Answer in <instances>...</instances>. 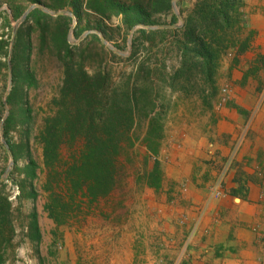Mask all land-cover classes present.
I'll return each instance as SVG.
<instances>
[{"label":"rangeland","instance_id":"rangeland-1","mask_svg":"<svg viewBox=\"0 0 264 264\" xmlns=\"http://www.w3.org/2000/svg\"><path fill=\"white\" fill-rule=\"evenodd\" d=\"M117 1L128 4L134 0ZM135 1L146 11L147 22L141 25L157 30L180 27L197 0L174 1L182 22L172 5L171 11L165 13L154 0ZM81 2L82 22L77 24L68 0H0V59L6 58L7 63L0 84L4 104L0 124L6 112V118L13 113L6 135L4 122L0 131V179L8 170L0 181V192L10 204L1 215L3 263L199 264L204 249L200 252L193 239L199 236L203 242L207 235V228L201 226L204 218L211 215L209 206L219 207L214 218L228 225L233 221V215L226 214L231 212L229 206L245 202L247 213L240 211L244 219L238 222L243 245L238 249L220 246L209 250L210 256L222 258L230 254L228 260L238 259L243 261L241 264H264V0H242V31L237 38L247 43V49L239 52V42L235 48L221 49L211 83L205 82L196 70L171 80L179 66L175 33L139 36V29H145L141 25L126 31L119 16L106 19L87 10L86 0ZM33 5L53 13L68 11L72 16L45 13L48 18L42 19L39 26L26 19L18 26L10 57V63L14 59L10 79L12 31ZM172 14L177 18L174 23ZM58 17H65V23ZM98 20L106 37L97 30ZM94 32L100 33L107 45ZM63 40L70 48L69 57L61 48ZM67 68L73 77L79 68L87 78L97 72L105 74L103 94H134L135 121L117 155L114 186L105 196H89L84 184L88 177H77L85 140L79 129L66 123L78 104L73 88L65 84ZM25 73L34 76V84L24 83ZM13 86L14 97L8 104L6 99ZM79 91L83 92L82 87ZM233 100L240 101L231 107L237 110L243 124L228 153L217 159L219 150L212 128L216 115ZM253 112L261 114L259 129L251 130L250 122L240 137ZM56 117L57 123H53ZM54 138L51 149L57 147L56 154L44 157V145L51 144ZM246 141L249 151L255 150L250 162L242 156ZM237 142L238 149L233 152ZM183 145L199 147L198 152L204 153L207 160L188 154L187 161L181 162ZM30 160L36 163L34 178L25 173ZM195 175L201 182L197 187L201 188L203 207L188 202V207H193L189 213L198 215L189 219L183 213L176 223L180 231L171 242L157 226L168 224L165 215L176 204L179 210L184 208L180 199L189 195L185 182ZM212 188L221 191V196L213 198ZM170 204L174 206L170 208ZM34 219L38 240L31 231ZM200 228L204 236L198 234ZM186 241L187 250L177 262L175 252Z\"/></svg>","mask_w":264,"mask_h":264},{"label":"trees","instance_id":"trees-1","mask_svg":"<svg viewBox=\"0 0 264 264\" xmlns=\"http://www.w3.org/2000/svg\"><path fill=\"white\" fill-rule=\"evenodd\" d=\"M154 4L161 8V12L169 13L171 11V0H154ZM68 5L77 20V24H80L83 13L81 0H68ZM242 6V0H197L180 27L157 30L139 29L138 33L139 36H144L147 33L162 35L169 32L175 33L177 38L174 47L179 55V66L172 73L171 80L188 71L196 70L205 82L211 83L217 68L220 50L235 48L240 40L237 37L242 31L240 14ZM86 9L106 19L119 16L121 25L126 31L147 22L144 7L135 0L128 4L117 0H86ZM47 18L45 13L34 9L27 16L25 22L33 20L35 25L39 26L41 20ZM57 20H64L65 23V17H58ZM171 20L174 23L177 20L176 16L172 14ZM98 21L100 22L96 26L97 30L106 37V30H104L101 20ZM92 36L96 37L95 35ZM239 43L238 51H245L247 43L245 41ZM61 48L64 55L69 57L70 48L66 45V40H63ZM67 69L65 84L73 88L75 102L78 104L72 111V119H68L66 123L74 130L79 129L80 136L85 140L77 177L79 176V179L88 177L89 180L84 184L89 196L92 198L105 196L114 186L117 155L122 144L127 141L128 132L135 121L134 94L127 91L120 95H117L116 91L112 95L103 94L102 88L107 79L105 74L97 72L87 78L82 69L79 68L78 73H75V77H73L68 73L72 70ZM3 70L7 72L6 58L5 60L0 59V84L4 77ZM12 73L14 84L16 82L14 66ZM22 79L27 86L35 83V78L31 74L25 73ZM83 83L87 84L84 86ZM80 87H82L83 92L79 91ZM14 91L13 86L6 103L12 102ZM2 93L0 86V110L4 106ZM12 118L13 113L10 112L4 120V135H6V126L8 127L12 122ZM52 122L57 123V117ZM54 140L55 138L51 144L44 145V157H48L50 153L56 154L57 147L51 149ZM25 173L30 178L36 176V163L33 160H30L25 166ZM9 208L10 204L7 197L0 192V228L1 225H4L1 221V215L5 211L7 212ZM32 217L35 218L36 214L33 213ZM31 231L38 240L40 234L35 219L32 222ZM0 264H4L1 254Z\"/></svg>","mask_w":264,"mask_h":264},{"label":"crops","instance_id":"crops-1","mask_svg":"<svg viewBox=\"0 0 264 264\" xmlns=\"http://www.w3.org/2000/svg\"><path fill=\"white\" fill-rule=\"evenodd\" d=\"M261 52L264 53V43L261 44ZM240 104L239 100H233L232 103H230L228 105V108H222L221 111L219 112V114L216 115L217 120L215 125L212 128V134L213 137L216 139V145H217V149L219 150L218 154L216 155L217 159H220L222 156H225L228 153V148L230 147V145L232 144V141L234 139V137L236 136L237 132H239L243 121L241 120L237 110L235 108H232L231 106H238ZM255 112V111H254ZM252 113L250 114V117L248 119V124L244 127L243 131H241L240 137L242 136V134H245V132H247L248 128H249V123H252V128L251 130L253 131H257L259 129V122H260V117L261 114H256V113ZM257 117L256 121L253 123L252 119L253 117ZM258 123V124H257ZM257 124V125H256ZM190 139V138H189ZM193 139V137H192ZM191 140V142H193V140ZM188 141V139H187ZM229 141H231L229 143ZM249 142H245V145L243 147L242 150V156L246 157V160L249 161L252 159V157L254 156L255 150H252V152L249 151ZM186 145V144H185ZM185 145H183V152L180 153L179 157L181 162H185L187 161V155L191 154L192 155H196L194 157H197L200 155V159H205L206 155H204V153L202 152H198L199 151V147L193 148L191 145L189 146V148L185 147ZM185 152V153H184ZM210 157V156H209ZM193 162L196 161V159L192 158L191 159ZM207 160V158H206ZM250 162V161H249ZM198 175L195 177L192 176V178H190L189 180H186V188L188 190L189 195L183 196L180 200L183 201V205L184 208L182 207L181 210L178 209V204L175 205V209H173L172 211H168V213L165 215L168 221L167 223H163V225L157 226L158 227V231H160L162 229V232L166 234V236H168L169 239L174 238V235L176 236V234L178 235V232L180 230H177L176 225L179 223V218L181 216H183V213H185L189 219H194L196 218V216L198 215V213L195 212H190V209H192L193 207H188V202H193L194 204L196 203V205L202 206L203 207V203H202V195L199 194L201 188L197 187V185H200V180L197 178ZM181 183V182H180ZM183 185V182L181 183ZM177 202V201H174ZM222 204V203H221ZM170 208H172L174 206V204H170ZM211 206V205H210ZM209 206L208 209H210L211 211V215L208 216L209 221L208 224L205 223L207 221L208 218H204L205 221H203V224L201 227H203V229H205V227L207 228V235H205L206 237L203 238V242H201L202 239H200L199 236L194 237L193 239V243H195L198 248L199 251L201 252L204 249V252L202 251V259L200 260L201 263L199 264H203V263H211V264H241L243 261H240L238 259H231L228 260V257L230 258V254L228 255H222L220 257H211L210 256V251L211 249H216V248H220L224 247L225 245L228 246H233L234 248L238 249V247L242 246L243 244H241L240 241V229L239 227V221H241V219H244L242 217L241 213H247L245 211V209L248 208V206L246 205L245 202L242 203V205H231L229 206L231 208V212H227L226 214L228 215H233L232 216V223L226 225L223 222H220L218 220H215L214 218V213L217 214V210L218 208H215L214 205H212L211 207ZM186 209V211L184 212V210ZM211 209H215L212 210ZM227 209V208H226ZM189 210V211H188ZM221 212V210H219ZM240 211H242L240 213ZM201 213V212H200ZM199 213V214H200ZM207 214H209V212H207ZM225 214V213H223ZM227 217V216H226ZM174 223V224H170V223ZM177 223V224H176ZM164 224L166 226H164ZM235 225V226H234ZM156 227V226H155ZM203 229H199V235H203L202 233ZM202 237V236H201ZM231 237V243H229V239ZM187 241L184 242L182 244V246L180 247V251L176 254L175 252V260L181 259L184 257V252H186L187 250ZM249 248V247H248ZM206 252H208L207 254H205ZM227 257V258H226ZM195 262V261H194Z\"/></svg>","mask_w":264,"mask_h":264},{"label":"water","instance_id":"water-1","mask_svg":"<svg viewBox=\"0 0 264 264\" xmlns=\"http://www.w3.org/2000/svg\"><path fill=\"white\" fill-rule=\"evenodd\" d=\"M175 0H172L171 2V5H172V8L173 10L175 11V14L177 16V18L182 22V19L180 18L179 14L177 13L176 11V7H175ZM34 8H38L39 10H41L42 12L44 13H47V14H50V15H53V16H61V15H69V16H72L71 13H69L68 11H60V12H56V13H53V12H50L49 10H47L46 8H44L43 6H40V5H33L31 7H29L25 12L24 14L21 16V18L16 22V24L14 25V29L12 31V36H11V46H10V51H9V56H8V69H9V75H10V79H11V63H10V57L12 55V48H13V42H14V39H15V36H16V31H17V28L18 26L26 19V17L28 16V14L31 12V10H33ZM141 27L145 28V29H148V30H153V29H156L154 27H149V26H143L141 25ZM177 26H161L159 28H175ZM96 34H98L101 42L105 45H107L105 39L102 37V35L98 32H94ZM109 48L111 49V47L109 46ZM9 93V90L6 92L4 98L8 95ZM8 115V113L6 112L5 113V116L3 117L2 121H1V124H0V131H2V127H3V122L6 118V116ZM3 144L8 152V154L11 156L10 154V149H9V146L6 142L3 141ZM8 173V170H6L4 176ZM4 176L0 179V181L3 180Z\"/></svg>","mask_w":264,"mask_h":264},{"label":"built area","instance_id":"built-area-1","mask_svg":"<svg viewBox=\"0 0 264 264\" xmlns=\"http://www.w3.org/2000/svg\"><path fill=\"white\" fill-rule=\"evenodd\" d=\"M238 146H239V143L237 142L236 145H235V147H234L233 152H235L238 149ZM221 194H222L221 191L217 190L216 188H212L211 189V196L213 198H218V197L221 196Z\"/></svg>","mask_w":264,"mask_h":264}]
</instances>
